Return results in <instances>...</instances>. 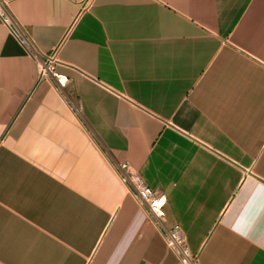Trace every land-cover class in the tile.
I'll return each instance as SVG.
<instances>
[{"label": "crops", "instance_id": "1", "mask_svg": "<svg viewBox=\"0 0 264 264\" xmlns=\"http://www.w3.org/2000/svg\"><path fill=\"white\" fill-rule=\"evenodd\" d=\"M0 264H181L121 179L166 194L197 264H264V0H9Z\"/></svg>", "mask_w": 264, "mask_h": 264}, {"label": "built area", "instance_id": "2", "mask_svg": "<svg viewBox=\"0 0 264 264\" xmlns=\"http://www.w3.org/2000/svg\"><path fill=\"white\" fill-rule=\"evenodd\" d=\"M0 20L11 30L32 57L39 78L50 79L58 88H64L68 77L56 71L59 62L57 48L50 51L40 49L26 27L15 18L9 7V0H0ZM117 170L129 191L162 230L167 246L175 252L181 264H197L196 256L190 251L179 224L176 223L169 228L165 226L166 194L145 184L139 175L130 169L128 162L117 164Z\"/></svg>", "mask_w": 264, "mask_h": 264}]
</instances>
